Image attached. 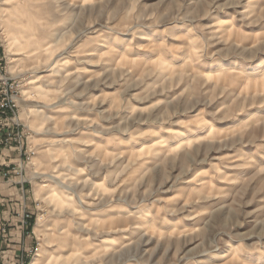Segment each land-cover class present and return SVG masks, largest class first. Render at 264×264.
<instances>
[{
  "label": "rangeland",
  "instance_id": "rangeland-1",
  "mask_svg": "<svg viewBox=\"0 0 264 264\" xmlns=\"http://www.w3.org/2000/svg\"><path fill=\"white\" fill-rule=\"evenodd\" d=\"M0 57L27 264H264V0H0Z\"/></svg>",
  "mask_w": 264,
  "mask_h": 264
},
{
  "label": "built area",
  "instance_id": "built-area-1",
  "mask_svg": "<svg viewBox=\"0 0 264 264\" xmlns=\"http://www.w3.org/2000/svg\"><path fill=\"white\" fill-rule=\"evenodd\" d=\"M5 67V61L0 57V150L6 149L8 152L11 150L15 151L20 159L16 164L12 163V159L0 160V178L7 183L20 185V190L23 193L24 179L21 178L23 158L28 160L27 150H24L26 133L19 119V105L17 100L19 85L15 80L7 76ZM0 154L2 153L0 152ZM4 159H6V157ZM11 164L12 167H9ZM4 165L8 167L6 170L1 168ZM11 174L15 175L11 177ZM10 213L17 220L19 227L25 234L33 232V214L24 200L19 206L11 210ZM7 228L8 223L3 220L0 223V231L3 235L7 232ZM32 251L33 249L30 248L17 255L16 261L13 264H27L26 258ZM0 264H7L2 261L1 255Z\"/></svg>",
  "mask_w": 264,
  "mask_h": 264
},
{
  "label": "crops",
  "instance_id": "crops-1",
  "mask_svg": "<svg viewBox=\"0 0 264 264\" xmlns=\"http://www.w3.org/2000/svg\"><path fill=\"white\" fill-rule=\"evenodd\" d=\"M18 194L21 195L20 185L9 184L0 178V223L3 220L8 223L7 232L3 235L0 231V255L2 261L7 264L15 263L16 256L30 249L33 243L32 235L25 234L19 227L17 220L10 213L12 205L16 206L18 203L9 204L7 196H13L12 200L17 199L22 203V195L18 199Z\"/></svg>",
  "mask_w": 264,
  "mask_h": 264
},
{
  "label": "bare ground",
  "instance_id": "bare-ground-1",
  "mask_svg": "<svg viewBox=\"0 0 264 264\" xmlns=\"http://www.w3.org/2000/svg\"><path fill=\"white\" fill-rule=\"evenodd\" d=\"M39 253H36L30 264H38Z\"/></svg>",
  "mask_w": 264,
  "mask_h": 264
}]
</instances>
